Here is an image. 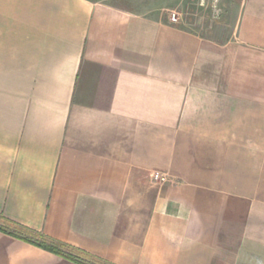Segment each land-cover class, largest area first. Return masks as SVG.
Masks as SVG:
<instances>
[{"label": "crops", "instance_id": "0c3cea01", "mask_svg": "<svg viewBox=\"0 0 264 264\" xmlns=\"http://www.w3.org/2000/svg\"><path fill=\"white\" fill-rule=\"evenodd\" d=\"M169 17L0 0V215L91 256L0 230V264H264V0Z\"/></svg>", "mask_w": 264, "mask_h": 264}, {"label": "rangeland", "instance_id": "374dc122", "mask_svg": "<svg viewBox=\"0 0 264 264\" xmlns=\"http://www.w3.org/2000/svg\"><path fill=\"white\" fill-rule=\"evenodd\" d=\"M110 2L118 6L146 12L151 15L170 16L172 12L179 14L190 22H195V28L208 29L212 35L230 38L233 36L238 17L239 0H216V6L221 9L219 17H211L213 0H100Z\"/></svg>", "mask_w": 264, "mask_h": 264}, {"label": "trees", "instance_id": "16d2710c", "mask_svg": "<svg viewBox=\"0 0 264 264\" xmlns=\"http://www.w3.org/2000/svg\"><path fill=\"white\" fill-rule=\"evenodd\" d=\"M10 227H12V229H10ZM0 230L10 233L14 236L22 237L38 246H41L46 250L64 257L67 260H76L82 262L83 258L91 257L88 253L82 251L81 249H78L68 243L53 239L42 233L35 232L31 229L23 227L20 224L12 222L1 215Z\"/></svg>", "mask_w": 264, "mask_h": 264}, {"label": "built area", "instance_id": "2783aa9c", "mask_svg": "<svg viewBox=\"0 0 264 264\" xmlns=\"http://www.w3.org/2000/svg\"><path fill=\"white\" fill-rule=\"evenodd\" d=\"M216 0H213L212 6H211V17L213 19L219 17L221 9L216 6ZM170 21L177 22L178 21V15L175 12H172L170 14ZM154 179L157 181H163L166 179V174L161 171H155L154 172Z\"/></svg>", "mask_w": 264, "mask_h": 264}]
</instances>
